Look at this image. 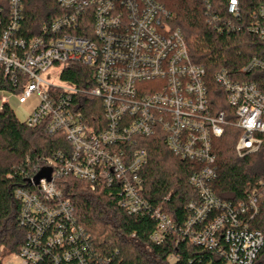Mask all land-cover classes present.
Here are the masks:
<instances>
[{
    "label": "built area",
    "instance_id": "1",
    "mask_svg": "<svg viewBox=\"0 0 264 264\" xmlns=\"http://www.w3.org/2000/svg\"><path fill=\"white\" fill-rule=\"evenodd\" d=\"M56 2L63 14L27 39L24 0H0L4 79L23 85L20 93L12 92L19 106L34 100L23 123L44 127L51 136L64 135L69 147L42 158L26 176L27 186L14 191L18 223L26 232L16 255L21 264H111L93 248L91 235L59 190L57 181L67 177L84 181L93 192L107 190L129 215H150L156 222L150 239L157 245L180 231L195 245L217 250L222 264H258L264 234L255 225L264 214V181L238 202L217 197L211 185L217 176L215 141L227 126L242 133L236 145L239 157L264 145V93L255 81L245 80L253 71L264 72V58L253 57L233 75L226 68L215 74L226 104L218 110L206 68L192 60L183 32L172 28V14L159 0ZM227 12L232 20L223 23L210 16L216 30L243 28L264 43L263 7L246 25L238 0H229ZM70 63L92 69V89L61 79ZM55 68L61 69L62 86L43 78ZM80 95L100 100L102 118L91 112V123L87 120L76 101ZM137 137H161L174 156L192 164L188 182L198 197L187 204L183 229L143 196L140 173L148 155ZM45 168L52 170L51 180L36 184Z\"/></svg>",
    "mask_w": 264,
    "mask_h": 264
},
{
    "label": "trees",
    "instance_id": "2",
    "mask_svg": "<svg viewBox=\"0 0 264 264\" xmlns=\"http://www.w3.org/2000/svg\"><path fill=\"white\" fill-rule=\"evenodd\" d=\"M159 1L172 14V28L183 32L192 60L206 68L214 105L225 110L224 93L214 80L215 74L226 68L233 75L253 57L263 59L264 43L243 28L222 34L215 29L211 15L220 18L221 23L232 20L227 12L229 0ZM238 3L241 23L245 25L264 8V0H238ZM24 4L27 39L38 35L44 24L64 12L56 0H24ZM61 79L83 90L94 87L92 69L78 63L65 65ZM245 80L255 81L264 93V72L253 71ZM22 88V84L13 86L9 79H4L0 66V90L20 93ZM76 101L82 103V112L90 123L91 112L102 118L100 100L80 95ZM241 134L235 126H227L214 145L217 176L211 189L217 197L232 202L244 199L259 181H264V145L254 154L239 157L236 145ZM136 143L148 155L140 173L143 196L166 214L177 229H183L189 216L187 204L198 197L188 182L192 164L174 156L161 137H137ZM68 148L64 135L51 136L44 127L29 128L4 103L0 112V264L7 256H16L25 242L26 232L18 223L20 204L14 197L15 189L27 186L26 176L42 158ZM57 184L64 199L75 208L79 224L91 235L93 248L103 258L111 259V264H222L217 250L195 245L180 231L172 232L161 245L153 243L150 235L156 222L152 217L127 214L107 190L93 192L87 183L73 177L59 179ZM255 228L264 234V214L256 219ZM172 257L176 260L171 261ZM259 263H264V249Z\"/></svg>",
    "mask_w": 264,
    "mask_h": 264
},
{
    "label": "rangeland",
    "instance_id": "3",
    "mask_svg": "<svg viewBox=\"0 0 264 264\" xmlns=\"http://www.w3.org/2000/svg\"><path fill=\"white\" fill-rule=\"evenodd\" d=\"M61 69L55 68L50 69L47 73L43 74V78L51 82L57 86L64 85V82L61 81L59 75H60ZM150 87H155V85H149ZM8 101L9 105L13 109L17 119L20 122H24L27 116V111L31 108L32 104L34 103V100H32L30 103H28L26 106H19L17 103V99L14 97V94L12 92H9L7 90H0V106L2 102ZM3 264H21V259L18 256H7L4 259Z\"/></svg>",
    "mask_w": 264,
    "mask_h": 264
},
{
    "label": "water",
    "instance_id": "4",
    "mask_svg": "<svg viewBox=\"0 0 264 264\" xmlns=\"http://www.w3.org/2000/svg\"><path fill=\"white\" fill-rule=\"evenodd\" d=\"M51 173H52V170H51V169H47V168L42 169V170L38 173V175L36 176V178H35L36 184H38L39 181H40L41 179H43V178H46L47 180L50 181V180H51Z\"/></svg>",
    "mask_w": 264,
    "mask_h": 264
},
{
    "label": "crops",
    "instance_id": "5",
    "mask_svg": "<svg viewBox=\"0 0 264 264\" xmlns=\"http://www.w3.org/2000/svg\"><path fill=\"white\" fill-rule=\"evenodd\" d=\"M3 101H4V100H3ZM4 103H8V101H4V102H2V104H1V106H0V112H1V110H2V107H3ZM8 104H9V103H8Z\"/></svg>",
    "mask_w": 264,
    "mask_h": 264
}]
</instances>
